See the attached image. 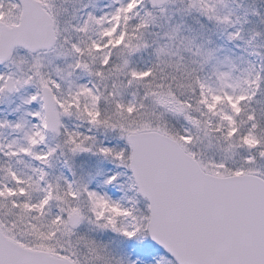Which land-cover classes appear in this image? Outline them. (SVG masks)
Listing matches in <instances>:
<instances>
[{"label":"snow or ice","instance_id":"obj_1","mask_svg":"<svg viewBox=\"0 0 264 264\" xmlns=\"http://www.w3.org/2000/svg\"><path fill=\"white\" fill-rule=\"evenodd\" d=\"M71 2L0 0V264H264V33L226 0Z\"/></svg>","mask_w":264,"mask_h":264},{"label":"rangeland","instance_id":"obj_2","mask_svg":"<svg viewBox=\"0 0 264 264\" xmlns=\"http://www.w3.org/2000/svg\"><path fill=\"white\" fill-rule=\"evenodd\" d=\"M226 3L228 5V8L222 9V11L231 10L234 13V17H233L234 19L238 16H242L239 18H241L242 21H247V23L244 24L245 38H247V34L249 32L257 31L259 24H262L261 21H264V12L262 14L257 13L263 7L264 0H226ZM57 6L60 8L67 9L68 15H71L73 7H74L71 0H69L68 3H63V0H57ZM254 12L257 14L253 15ZM176 19L177 21H179L181 18L178 16ZM188 26H190L192 29L190 35L197 37L199 42H205L207 40L209 33L202 32L199 29L198 25L195 23L193 18L187 19L186 27ZM262 33H264V28H263ZM211 38L215 41L216 46H224V51L221 54L233 55L234 57H243L246 60L258 63V60L255 57L248 56V55L245 56L239 53L240 50L233 47L232 45H226L224 34L220 30L218 29L214 30L213 33L211 34ZM12 100H13V103L11 106L14 107L15 103L18 101H16L15 98H12ZM7 103L8 102L6 101L5 104ZM11 163L18 171L29 172V169L25 167V165L29 163L27 160H25L24 164H19V165L16 164L15 161H12ZM61 163L62 161L56 164L57 169L60 168ZM105 239H107V237H105ZM155 252H159V251L156 250Z\"/></svg>","mask_w":264,"mask_h":264},{"label":"trees","instance_id":"obj_3","mask_svg":"<svg viewBox=\"0 0 264 264\" xmlns=\"http://www.w3.org/2000/svg\"><path fill=\"white\" fill-rule=\"evenodd\" d=\"M256 8V7H255ZM256 11H257V9H256ZM264 12V5H263V7L257 12L258 14H262ZM261 16V15H260ZM238 17H242V16H238ZM249 19V18H248ZM263 28H264V23H262V24H259V27H258V29H257V32H261L262 33V31H263ZM260 41L258 40V41H256V43H259ZM239 53H241V54H243V55H247V53H245L244 51H242V50H240V52Z\"/></svg>","mask_w":264,"mask_h":264}]
</instances>
